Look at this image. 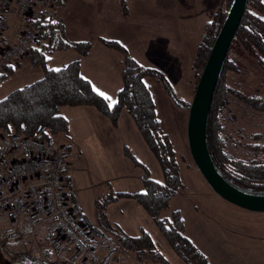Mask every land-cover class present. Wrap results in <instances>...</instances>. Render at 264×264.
<instances>
[{
	"label": "rangeland",
	"instance_id": "rangeland-1",
	"mask_svg": "<svg viewBox=\"0 0 264 264\" xmlns=\"http://www.w3.org/2000/svg\"><path fill=\"white\" fill-rule=\"evenodd\" d=\"M127 2L134 10V17L114 20L99 14L96 9L97 0H68L57 7L55 0H51L47 7L43 8L47 12L56 9L57 16L62 18L65 25V39L77 42L90 40L91 49L85 55H81L78 49L73 47L45 50L40 56H33L37 64L30 62L29 52L24 59L14 63L22 65H16L3 79L0 84V100L12 91L40 79L46 69H58L79 59L81 73L95 81L96 85L90 80L93 88L99 92L97 86L111 97L109 103L113 105L117 100L118 91L123 87L125 55L121 49L106 44L103 41L106 38L123 45L128 55L139 63H163L141 46L143 40V44L152 49L164 43V51H167L175 63L180 62L184 66L185 63H193L207 18L201 1L175 0L174 15L168 18L158 14L164 11L160 8L158 0ZM220 2L221 0H217V4ZM139 14L140 17L135 18ZM97 40L108 49L116 50L121 56V69L116 72L117 78L112 72H100L96 61L105 59V50L101 44L94 46ZM35 44L38 45L37 42ZM39 46V50L44 48L41 44ZM87 55L81 63L82 58ZM229 59L237 68L226 72V104L218 113L220 132L227 139L230 151L237 157L246 158L251 157L249 145L264 144V112L254 108L242 95L264 98V69L253 56L237 47L230 51ZM119 60L120 58L117 63H120ZM189 69L187 74L177 81L168 80L172 83L170 84L173 95L182 103H191L195 94L196 82ZM146 79L153 94L157 117L161 121L163 131L174 144L180 165L181 186L177 195L169 201L168 207L162 211V217L171 218L173 212L179 210L184 220L186 235L208 257L211 264H245L258 254L250 241L254 234H258V230L264 228V212L237 206L211 188L190 153V109L178 105L159 78L152 76ZM118 82L120 86L116 88ZM60 113L69 119L70 127L67 132L55 135L53 144L71 147L68 155L71 164L68 172L70 183L69 186L67 184V189L76 214L85 223L90 222L93 230L97 229L96 250L98 235L106 234L119 244V250L129 253L132 258L134 252L127 250L116 232L107 225L109 222L111 226L127 234L112 221L119 210L109 218L108 212L114 203L110 199L118 191H145L143 176L146 169L152 179L163 182L165 176L162 166L127 107L121 109L116 122L94 105H66L61 107ZM126 149L132 153L135 160L126 155ZM135 201L143 208L144 213H148L143 205ZM130 222L138 227L128 230L135 235H128L137 236L143 230L147 231L158 250L171 264H185L149 213L148 216L139 214L137 218L132 216ZM145 263L158 264L149 256Z\"/></svg>",
	"mask_w": 264,
	"mask_h": 264
},
{
	"label": "trees",
	"instance_id": "trees-1",
	"mask_svg": "<svg viewBox=\"0 0 264 264\" xmlns=\"http://www.w3.org/2000/svg\"><path fill=\"white\" fill-rule=\"evenodd\" d=\"M120 1L123 9L126 10V0ZM66 2L67 0H55V7ZM232 3L233 0H221L212 21L206 24L205 34L197 47L193 61L196 85ZM44 14L43 17L31 21L32 27L39 34L37 44H41L44 48L37 50L31 47L30 62L37 64L35 56H40L45 50L73 47L78 49L81 55L89 52L92 47L90 40L70 42L65 39L64 22L60 16H57L56 9ZM103 41L121 49L125 55L122 71L123 87L118 91L117 100L113 105L93 88L89 79L82 75L80 60L76 59L58 68L59 71L54 68L46 69L40 79L12 91L0 100V134L39 137L53 144L54 136L67 132L70 127L69 119L60 113L62 106L94 105L114 122L118 120L121 109L127 107L145 141L159 160L165 179L163 182L152 179L144 166L146 173L143 181L146 190L118 191L112 195L110 201L116 202L123 198L137 200L153 217L185 264H210L208 257L186 235L184 220L179 210H175L171 218H163L161 215L181 186L180 165L174 144L169 135L163 131L161 121L157 117L153 94L145 78L152 76L159 78L181 107L189 109L191 103H182L175 98L170 82L161 71L140 64L128 55L127 49L119 42L107 39ZM234 47L245 50L264 69V0H248L216 87L207 126L208 147L214 164L223 177L243 191L264 194V144L249 145L251 157H237L230 151L227 139L220 132L218 113L226 104V72L237 68L229 59L230 51ZM12 71L13 68L10 66L0 73V84ZM242 96L254 108L264 112V98L256 95ZM66 149L69 155L71 147L66 146ZM125 153L135 160L128 149ZM86 224L98 234L97 229L94 231L90 222ZM107 225L116 232L123 246L135 252L136 258L143 264H147L145 263L147 256L158 264H171L158 250L147 231L143 230L140 235L130 236L111 226L109 222Z\"/></svg>",
	"mask_w": 264,
	"mask_h": 264
},
{
	"label": "built area",
	"instance_id": "built-area-1",
	"mask_svg": "<svg viewBox=\"0 0 264 264\" xmlns=\"http://www.w3.org/2000/svg\"><path fill=\"white\" fill-rule=\"evenodd\" d=\"M49 1L0 0V73L24 59L39 40L31 21L35 9L47 7ZM10 17L19 21L20 28L15 41L5 42L12 28ZM70 167L66 146L50 144L39 137L1 133L0 211H7L15 221L28 214L36 228L48 227L54 232L48 239L51 249L59 251L68 242L96 259V236L76 214L67 189ZM24 232L23 225L15 223L0 239L16 246L25 240Z\"/></svg>",
	"mask_w": 264,
	"mask_h": 264
},
{
	"label": "crops",
	"instance_id": "crops-1",
	"mask_svg": "<svg viewBox=\"0 0 264 264\" xmlns=\"http://www.w3.org/2000/svg\"><path fill=\"white\" fill-rule=\"evenodd\" d=\"M186 1H190V0H186ZM199 1L202 2L201 4L203 7V12L206 13L207 15L204 25V34H205L206 24L212 21L213 16L219 4H217V0H199ZM158 2L160 8L164 10L162 12H158L160 16L168 18L174 15L175 0H169V1L158 0ZM97 3L98 4L96 5V9L98 10L99 14L105 18L107 17V18H112L114 20H124V17L125 18L134 17L133 15L134 10L133 8L130 7L127 0H126V7H127L126 10L123 9L120 0H97ZM44 13L48 14V12L45 11L44 8L37 7L35 9V16L33 19H39L43 17V15H45ZM140 15L141 14H139L135 18H139ZM18 22L19 21L17 19H12L11 32L9 34V37H7L8 39L4 40L5 42L16 40L20 28ZM142 34H144V31L142 32ZM70 42H77V41H70ZM143 42L144 40L142 41V43H140L141 46L155 58L161 59L163 63H140V64L151 68L156 67L155 69L157 70L160 69L159 71H161L165 75V77L168 78L169 81L170 79H174L177 81L178 79L182 78L187 74V71L190 68L189 70L191 72V76H193V78L195 79V75L193 71V63H189V64L185 63L184 66L183 63L180 62L175 63L174 61H172V59L168 56L167 51H164L166 49L164 43H161L156 47H153L152 49V47L144 45ZM100 44H101L100 41L97 40L94 46H98ZM102 44L100 46H102V48L105 50L104 53L105 59L97 60L96 64L100 72L103 73L112 72L115 75V78H117L116 72L117 70L121 69V56H119V53L116 50L111 48L108 49L107 47H105L106 45H102ZM33 47L37 48V50H39L40 48V46L36 44L33 45ZM88 55L82 58L81 63L84 62L83 60L86 59ZM166 57H168L169 59H167ZM119 58H120L119 60L120 63H117ZM192 61H194V59ZM16 65H22V64L18 63L12 65L13 70L16 67ZM84 77L87 78L86 76ZM89 80H91L95 84V81H93L92 79ZM145 81L147 83V79ZM119 86H120V82H118L116 88H118ZM96 88L99 92L103 93L101 90H99V87L96 86ZM67 174L68 175H67L66 183L69 186L70 176L69 173ZM139 190L132 192H141ZM141 208L142 207L135 200L131 198L122 199L118 202L113 203V207L109 209L108 215L109 218L111 219L115 215L116 210H119L112 221L117 223L122 228V230L127 234L135 235L129 232L130 230H135L138 227L136 224L130 222L132 216L134 218L139 217V214L148 216V213H144L145 211H143V208L142 209ZM15 223H19L20 225H23V229L26 231L24 232L25 240L23 241V243L12 247L10 245H7L0 239V264H20V262L22 261L28 262L30 264H59L61 261H69L71 264H143L141 261H139L136 258L135 252L132 255V258H130L129 256L130 254L119 250L120 249L119 244H117L114 240H112V238H110L106 234L98 235V243H97L98 248L95 252L96 259L92 258L88 253L78 251L74 247V245L68 242H66L63 249L59 251H55L48 246V239L54 234V232L52 230H49L48 227L43 226L36 228L32 224V219L28 214H25L19 220L15 221L12 219L11 215L7 211H0V235ZM93 233L96 234L95 232ZM257 233L258 234H254L251 237L250 243L253 244L254 246L253 248L258 254H256L254 257L249 259L245 264H264V228L258 230ZM209 262L211 264V261Z\"/></svg>",
	"mask_w": 264,
	"mask_h": 264
},
{
	"label": "water",
	"instance_id": "water-1",
	"mask_svg": "<svg viewBox=\"0 0 264 264\" xmlns=\"http://www.w3.org/2000/svg\"><path fill=\"white\" fill-rule=\"evenodd\" d=\"M247 4L248 0H233L213 44L190 104L188 143L194 163L218 195L242 208L264 212V194L248 193L229 183L216 168L207 141V126L216 87Z\"/></svg>",
	"mask_w": 264,
	"mask_h": 264
},
{
	"label": "snow or ice",
	"instance_id": "snow-or-ice-1",
	"mask_svg": "<svg viewBox=\"0 0 264 264\" xmlns=\"http://www.w3.org/2000/svg\"><path fill=\"white\" fill-rule=\"evenodd\" d=\"M56 71H59V70L57 69ZM100 94H101L102 96H104L105 99L111 100V97H108L106 94H104V93H100Z\"/></svg>",
	"mask_w": 264,
	"mask_h": 264
},
{
	"label": "bare ground",
	"instance_id": "bare-ground-1",
	"mask_svg": "<svg viewBox=\"0 0 264 264\" xmlns=\"http://www.w3.org/2000/svg\"><path fill=\"white\" fill-rule=\"evenodd\" d=\"M50 3V1L48 2V4ZM43 8V7H40ZM14 17V16H13ZM13 17H10V23L12 22Z\"/></svg>",
	"mask_w": 264,
	"mask_h": 264
}]
</instances>
